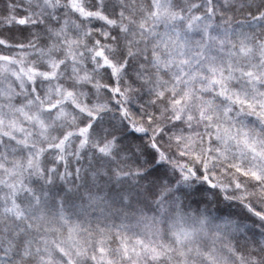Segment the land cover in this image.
<instances>
[{
  "label": "clouds",
  "instance_id": "obj_1",
  "mask_svg": "<svg viewBox=\"0 0 264 264\" xmlns=\"http://www.w3.org/2000/svg\"><path fill=\"white\" fill-rule=\"evenodd\" d=\"M207 3L0 0V209L27 207L40 196L50 212L63 207L86 229L111 228V264H264V160L238 143L244 133L264 140V120L239 107L202 119L196 94L215 93L199 88L191 102L175 103L184 80L174 74L181 67L206 72L209 57L225 55L219 50L190 66L153 62V45L166 30L178 28L193 43L203 38L188 21L190 5L204 16ZM211 3L234 29L252 31V13H264V0ZM20 14L25 25L15 22ZM250 43L264 49V25ZM225 127L235 139H224ZM181 228L192 235L177 242ZM48 235L64 248L55 264H91L89 231L79 246L67 226ZM138 240L163 254L154 258Z\"/></svg>",
  "mask_w": 264,
  "mask_h": 264
},
{
  "label": "snow or ice",
  "instance_id": "obj_2",
  "mask_svg": "<svg viewBox=\"0 0 264 264\" xmlns=\"http://www.w3.org/2000/svg\"><path fill=\"white\" fill-rule=\"evenodd\" d=\"M166 2L167 0H161L160 6L166 5ZM227 2L228 0H225V3ZM190 7L194 9L195 14L188 21V29H198L203 38L193 43L189 36H182L178 28L160 33L153 45L154 64L164 67L174 63L190 66L200 64L201 58L213 50H219L225 55L219 61L215 56L209 57L205 65L206 72L195 68L185 71L184 67H181L179 74H174V78L177 82L181 79L184 80L183 98L175 99V103L180 105L185 101L191 102L194 93H197V88H199L200 91L208 90L215 93L211 99L196 94L195 98L202 102L200 108L202 119L211 120L212 115H206V113H218L221 110L227 117L233 107H239L241 112L247 108L264 120V61L257 63L259 58L257 53L264 56V49L250 43L252 31L256 27L264 25V13L257 8L256 12L252 13L254 17L252 31H245L234 29L230 26V20H221L223 12L218 14L217 8L213 6L211 0H208L204 16L198 15L200 13L199 5L192 4ZM257 13L260 14L257 15ZM15 22L18 25L27 23L22 14L16 18ZM159 47H163L167 51L166 56H162L156 51ZM113 71L116 69L114 68ZM236 80L244 81V85L242 87L235 86L232 82ZM160 94L163 95V92ZM217 97L221 98L219 105L216 103ZM140 130L137 129V131ZM81 131L86 130L82 129ZM222 132L226 141L235 139L227 127L223 128ZM238 143L243 144L247 150L253 153L254 157L264 160V147L257 148V145H264V140L250 139L247 133H244ZM237 171L242 175L248 174L242 168H237ZM251 175L257 182L260 181L261 176L257 171L253 170ZM205 179H207L206 176ZM93 202H95V198ZM200 223L203 225L204 220L201 219ZM63 226H67V238L78 246L84 244L81 236L83 232L89 231L90 235L94 237V241L91 243L93 251L90 258L91 264H111L110 259L105 258L107 252L110 251L106 249L105 244L108 242L111 228L97 224L94 231L91 230V225L86 229L81 221L69 219L63 207L58 212H50L40 196H35L33 202L29 203L27 207H21L13 202L11 206L0 209V264H33V259L35 264H55L56 256L63 253L64 248L59 245L54 246L50 242L48 234L62 230ZM145 227L148 230L153 228L150 219L145 223ZM174 235L177 242H183L191 238L192 232L181 228L174 232ZM136 243L143 244L144 250L154 258L163 254L160 249L150 247L143 241L138 240ZM120 247L124 250V255L127 256L129 245L126 242V237L122 240ZM87 251L88 249L85 248L84 253L86 254ZM97 254H99V258Z\"/></svg>",
  "mask_w": 264,
  "mask_h": 264
}]
</instances>
